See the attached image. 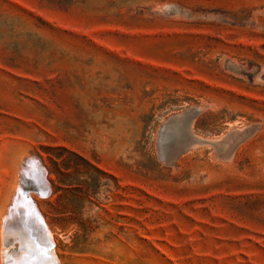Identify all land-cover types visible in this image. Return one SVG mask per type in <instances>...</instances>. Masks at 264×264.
Segmentation results:
<instances>
[{
    "label": "rangeland",
    "instance_id": "374dc122",
    "mask_svg": "<svg viewBox=\"0 0 264 264\" xmlns=\"http://www.w3.org/2000/svg\"><path fill=\"white\" fill-rule=\"evenodd\" d=\"M33 156L54 264H264V0H0V264Z\"/></svg>",
    "mask_w": 264,
    "mask_h": 264
},
{
    "label": "bare ground",
    "instance_id": "6f19581e",
    "mask_svg": "<svg viewBox=\"0 0 264 264\" xmlns=\"http://www.w3.org/2000/svg\"><path fill=\"white\" fill-rule=\"evenodd\" d=\"M176 117H178V116H176ZM178 120H180V119H178ZM174 131L177 132L176 128L174 129ZM169 133H170V131H169ZM33 157H35V156H33ZM33 157H28L26 159H23V162L21 163L20 168L18 169V177L19 178L26 177V178L30 179V181L33 183L32 185L34 186V189L35 190H41L44 186L43 177L39 174V169L36 166V164L29 162L30 159ZM23 165H25V166H23ZM26 166H28L29 168H26V170H24L23 167H26ZM22 182H24L23 179L21 181L18 180L16 182V185H18V186H17V188L16 187L14 188V190L16 189L15 192L13 191V194H12V195H14V197L12 198V200H11V202L7 208V211H5V215L7 217H12L14 219H18L17 217L21 216L20 223H24L26 220V222H28L26 227L28 229L29 228L31 229V234L29 232H26L24 234V232L22 230H19L16 233L17 237L15 238V242H17V243H13L12 247L7 246V249L9 250L10 248H13V247L14 248L19 247L22 249V251L18 254H20V255L23 254V255H21V257H19V258H11V259L8 258L9 259L8 262H9V264H54V257L52 255V253L54 254V248H51L52 253H51V251H48V249H46V244H48L51 241L50 240L51 238L49 235V230L46 229L47 231L45 232L41 228V226L38 224V222L35 220V217L33 216L32 212H31V206L29 203L23 202V200H21L20 198L17 200L15 199L18 192L20 193V191H21L19 184ZM32 190H33V188H32ZM37 193L38 192H36V193L31 192L29 194V199L31 200V204H32L33 208L36 207L35 208V211H36L35 214H37L39 219L45 225L44 220L42 219L41 215H39L40 213L38 214L37 213L38 210H36L37 205L35 204V200H37L38 197L39 198L42 197V196H39ZM14 203H15V205H14V207H12L11 205H13ZM6 223H7V221H6ZM29 224H31V226H29ZM45 228H47L46 225H45ZM8 239L9 238H6V242H5L6 244H10L13 238L9 239V241H8ZM34 240H36V243H33ZM50 243H52V242H50ZM36 247H38V248L36 249ZM55 259H56V257H55Z\"/></svg>",
    "mask_w": 264,
    "mask_h": 264
},
{
    "label": "water",
    "instance_id": "95a60500",
    "mask_svg": "<svg viewBox=\"0 0 264 264\" xmlns=\"http://www.w3.org/2000/svg\"><path fill=\"white\" fill-rule=\"evenodd\" d=\"M196 113H197V110L196 109H190V110H188V111L185 112V117L184 118L185 119L186 118H191ZM172 118H170L169 120H171ZM167 122H169V121H167ZM173 139L174 138L171 139V142L170 143H172L174 141ZM29 162L35 163L36 166L38 167L39 174L43 177L44 186H43V188L41 190H35L34 189V186L32 185L33 183L30 181V179H28L26 177H21L20 178V181L23 179L24 182H22V183L19 184V186L21 188V191H20V193L18 192V194L16 195V198L15 199L17 200V199L20 198L21 200H23V202L30 204V206H31V212H32L33 216L35 217V220L38 222V224L41 226V228L44 231H46V228H45L44 223L39 219V217L37 216V214H35L36 211H35V208H33L32 204H31V200L29 199V194L31 192H35V193L38 192L37 194L39 196H42V197L47 196L50 193V186H49V183L45 180V174H46V172L43 169V167L41 166V164L39 162V159L36 158V157H33V158L30 159ZM23 166H25V165H23ZM26 168H29V167L28 166L23 167L24 170H26ZM32 188H33V190H32ZM14 205H15V203L13 205H11V206L14 207Z\"/></svg>",
    "mask_w": 264,
    "mask_h": 264
}]
</instances>
